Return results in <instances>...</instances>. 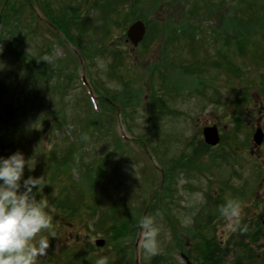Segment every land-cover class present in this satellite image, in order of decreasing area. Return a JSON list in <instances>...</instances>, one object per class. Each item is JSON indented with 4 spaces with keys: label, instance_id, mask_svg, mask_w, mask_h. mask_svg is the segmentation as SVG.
<instances>
[{
    "label": "rangeland",
    "instance_id": "374dc122",
    "mask_svg": "<svg viewBox=\"0 0 264 264\" xmlns=\"http://www.w3.org/2000/svg\"><path fill=\"white\" fill-rule=\"evenodd\" d=\"M28 2L29 8L16 2L20 29L27 34L11 37L0 26L5 65L0 83L8 85L0 94V156L20 151L35 161L32 171L25 168V178L47 179L42 191L52 205L55 236L42 233L49 237V248L41 264H97L101 258L106 264H184L181 255L192 264H206L204 241L214 235L225 240L231 233L223 229L226 222L212 192L230 187L234 179L228 166L220 172L202 161V129L223 128L225 141L233 117L243 121L257 113L258 103L264 105V0H138L137 7L136 0ZM45 5L54 15L66 16L63 32L48 24ZM67 18L74 41L64 32ZM137 19L146 33L134 47L125 31ZM174 24L183 25L176 28L178 38L163 48V35L155 29ZM190 25L193 29L186 30ZM25 66L47 72L48 80L31 96L33 103L19 86L26 80ZM74 71L77 75L64 80ZM54 81L59 88L67 86L62 95L50 87ZM106 96L112 100L107 110L100 106ZM122 96L130 99L125 110ZM157 102H162L159 108ZM51 109L65 114V121L59 118L63 122L53 119L56 129ZM101 110L95 118L92 113ZM246 127L244 120L237 136L238 159L244 162L253 146ZM224 145L208 152L221 157L220 166ZM235 146L226 151L232 160ZM70 152H76V162L63 163ZM239 171L244 177L246 165ZM93 205L99 211H89ZM112 214L129 215L120 219L128 221L122 233L106 231L104 220ZM146 215L154 216L160 228L161 252L153 257L141 246L139 221ZM130 218L137 225L134 237ZM230 237L227 245L233 244ZM89 238L104 243L96 246Z\"/></svg>",
    "mask_w": 264,
    "mask_h": 264
},
{
    "label": "clouds",
    "instance_id": "9594fccd",
    "mask_svg": "<svg viewBox=\"0 0 264 264\" xmlns=\"http://www.w3.org/2000/svg\"><path fill=\"white\" fill-rule=\"evenodd\" d=\"M2 51L0 47V54ZM4 67L0 62V69ZM26 167L32 171L35 161L26 159L20 151L6 158L0 156V264H38L49 248V237L42 233L48 231L55 236L54 218L50 214L52 205L42 191L48 185L47 179L45 176L25 178ZM243 208L242 202L233 199L219 207L226 222L224 231L234 232L241 228ZM139 226L143 230L141 246L145 253L149 257L160 254V228L156 218L146 215ZM97 264H106V260L101 258Z\"/></svg>",
    "mask_w": 264,
    "mask_h": 264
},
{
    "label": "flooded vegetation",
    "instance_id": "af4514ba",
    "mask_svg": "<svg viewBox=\"0 0 264 264\" xmlns=\"http://www.w3.org/2000/svg\"><path fill=\"white\" fill-rule=\"evenodd\" d=\"M256 106V109L259 108L257 113L244 116L243 121L242 117L232 118L233 123L226 129L227 139L225 141L221 137L223 128L220 129L219 126L212 124L217 127L219 134L218 143L214 146L206 143V146H199V154L202 161H207L209 166L207 168H222L220 172H223L224 169L229 167L231 169V177L234 179L230 187H222L212 192L214 195L213 205L219 208L230 199L238 200L244 205L241 228L229 233L233 244L227 245L229 236L224 240L220 237L216 238L214 235L215 239H212L218 247L215 246L217 248L216 251L202 253L206 264H264V105L260 102ZM256 115L258 116L257 118ZM244 120L246 128L249 130L250 142L253 144V146L248 148L247 162L238 159L240 150L238 149L237 136L240 128L243 127ZM249 120L250 124L247 123ZM257 130L262 133V140L259 144L253 140V135ZM246 141L248 143V139ZM222 142H225L223 146L225 151L219 154L222 155L224 164L220 166L218 162L221 157L213 153L209 155L208 152ZM235 143L236 146L233 148L235 157L232 160L226 155V151L228 147H232ZM244 165L247 167V172H241L245 174L244 177H241L238 175L240 173L239 169L243 168ZM208 185L209 181H206V184L202 187L204 199H206ZM41 263H44L42 258L38 260V264Z\"/></svg>",
    "mask_w": 264,
    "mask_h": 264
},
{
    "label": "trees",
    "instance_id": "16d2710c",
    "mask_svg": "<svg viewBox=\"0 0 264 264\" xmlns=\"http://www.w3.org/2000/svg\"><path fill=\"white\" fill-rule=\"evenodd\" d=\"M17 1L18 0H5V1H3L4 2L3 5H0V7H1L0 8V26H1V29L3 31H5L9 36L11 34V37L13 35L15 37H17L19 35V32L20 31H25V33L27 34V29L26 28L23 27V28L20 29V24H21V20H20V10L18 9L19 6L18 5L16 6V2ZM21 1H22V6H25V4H27V7L29 8V5H30L29 3L30 2H28V0H21ZM138 4H139L138 3V0H136V2L134 4V7H137ZM131 7H132V5H131ZM44 8L46 9V11H44L43 14H44L45 18L47 19V21L49 22V25L51 23L54 26L53 29H57V28H59L60 30L63 29V27H62V23H63V20H64L63 17L66 19V16H56V15H54V13H52L51 10H48L46 8V5L44 6ZM31 16L33 18H36V15L33 12H31ZM55 17H57L59 20L56 21L54 19ZM12 20L15 21V23H16L15 26H12L10 24V21H12ZM68 20H69V18H67V20L65 21V22H67V24H65L64 32H65V35L67 36V38H69V40L74 41L75 38L73 36H71L70 35V32H69V29H70V27H69L70 26V23L69 22L70 21H68ZM72 24L74 26L77 25L76 22H75V19L72 20ZM58 25L60 27H58ZM182 26L183 25H179V24L176 26L174 24V26L172 28L170 26V27H167V28L162 27L160 30L159 29H155V33H156L157 36H159V34L160 35L161 34L163 35L162 36V42L164 43V45H162L163 48L165 47V45L167 43L170 42V39L171 40H175L176 38H178V35L177 34H179V30H177L176 28H181ZM187 29H193V28L190 25V26H186V30ZM185 35H186V33H185ZM192 35H193V33L192 32H189V36H192ZM157 38H159V37H157ZM10 41H12V40H10ZM14 41H16V40H14ZM1 43H5V41H3V42L1 41ZM6 47L8 48V51H10L12 53H13V51H15V50H12V48H10V45L9 44H7ZM79 48L82 49V50H84L83 47H81V46H79ZM75 75H76V72L75 71L72 72V74H69L68 73L64 77V80H68L69 78H71L72 76H75ZM46 76H47V72H44V70L30 69L27 66L24 67V77L26 78V80L24 79L23 82H20L21 85L19 84V86H20L21 93L26 94V97H28V100L31 98L30 101L32 103L35 101L34 97H31L32 94L35 95V93H37V91H38L37 88H38V86L40 85V83L43 80H45V79L48 80V78ZM3 82L0 83V94L2 93V91H4L5 89L8 88V85L5 82H4L5 83L4 84ZM50 87L55 88V90L57 92L59 91L61 93V95H62L64 93V91H65V89H66L67 86L64 84V85H61V87L59 88V85L56 84V82L54 81V82H52L50 84ZM94 88L97 91V93H99V90L95 86H94ZM106 97H108V99L106 98V103H102V105L100 103V106H101V109L103 107H105L106 110H107L108 108L111 109L112 100L110 99V96H106ZM121 100H122V107H120V108L121 109L124 108V110H125V107L128 104L127 102L130 101V99H128L127 96L126 97L125 96H122ZM87 103H89L88 105H89L90 111L91 110L93 111V108H92L89 100H88ZM160 103H162V102H157L158 108L160 107L159 106ZM127 106H129V105H127ZM102 111L103 110H101L100 113H92V114H93V116H95V118H100V115L102 114ZM48 115L51 116V119H52V122H53V125H51V127L53 129H56L58 127V124H59L58 122L53 121V119H56L58 121H61V120H59V118L64 119V121L66 120L65 119V114L61 113V111L60 112L59 111H55L54 109H51V112L48 113ZM61 122H63V121H61ZM93 122L95 123V120H93ZM8 124L11 125L10 122H8ZM116 141L119 142L121 145H123V142H122L120 136H117L116 137ZM68 155H72V157H70ZM74 155H77L76 152H70V154H67L65 156L66 159L64 160L63 163H66V162H69V161H73L75 163L76 160L74 158L75 157ZM172 168L173 167L168 168L169 171L172 170ZM61 207H62V209H65L64 204H61ZM90 207L91 206H88L87 208L91 212L99 211V207L96 206V205H93V209L92 210H91ZM71 210H73V207L71 208ZM99 219H102V217H99ZM120 219H127L128 220L129 219V215L124 214V215H120V217H118V216L112 214L110 217L105 218V220H104V222L106 223L105 228L108 227L106 229V231L114 230V231H120V233H122L121 232L122 230L125 231L126 230V227L125 226H127L128 221H123V220H120ZM132 222H133V225H134V228L132 230V235L134 237L135 236V231L137 230V229H135V227L137 225L134 223L133 220H132ZM205 244L207 246H209V252L211 251V249H212L213 246L218 247L217 244H215L213 240L210 241L209 239H206V241H204V245Z\"/></svg>",
    "mask_w": 264,
    "mask_h": 264
},
{
    "label": "water",
    "instance_id": "95a60500",
    "mask_svg": "<svg viewBox=\"0 0 264 264\" xmlns=\"http://www.w3.org/2000/svg\"><path fill=\"white\" fill-rule=\"evenodd\" d=\"M145 34V25L142 20H135L130 23L126 28V39L131 43L132 46H136L142 39ZM203 140L208 145H216L218 142V131L216 126L204 127L202 130ZM253 140L255 143L259 144L262 140V133L260 130H257L253 135ZM104 241L102 239L95 240L96 246H102ZM186 259V258H185ZM187 264L189 262L187 261Z\"/></svg>",
    "mask_w": 264,
    "mask_h": 264
}]
</instances>
